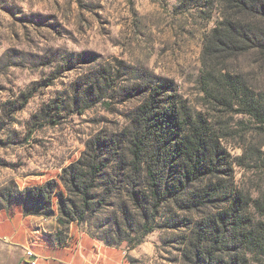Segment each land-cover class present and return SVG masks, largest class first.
<instances>
[{
  "label": "rangeland",
  "instance_id": "374dc122",
  "mask_svg": "<svg viewBox=\"0 0 264 264\" xmlns=\"http://www.w3.org/2000/svg\"><path fill=\"white\" fill-rule=\"evenodd\" d=\"M219 1L0 0V211L19 208L8 206L9 196L48 182L63 190V170L88 151L108 163L98 180L100 199L111 185L119 189L110 204L69 225L68 234L72 227L73 235L78 229L93 242H120L136 264H182L180 249L197 215L167 205L152 220L134 206L125 188L133 182L125 130L144 101L136 96L142 88H133L142 80L168 82L172 91L161 99L175 97L206 112L202 56L205 37L221 18ZM255 61L240 60L251 80L262 72ZM94 81L105 83L97 102L84 95ZM223 122L234 185L256 198L264 193V134L251 131L253 121L241 115L227 114ZM145 170L146 164L139 189ZM144 223L153 229L146 236Z\"/></svg>",
  "mask_w": 264,
  "mask_h": 264
},
{
  "label": "trees",
  "instance_id": "16d2710c",
  "mask_svg": "<svg viewBox=\"0 0 264 264\" xmlns=\"http://www.w3.org/2000/svg\"><path fill=\"white\" fill-rule=\"evenodd\" d=\"M219 3L221 18L206 35L202 56L200 83L206 112L192 111L175 97L161 99L172 91L168 82L148 86L142 80L133 87L142 88L136 96L144 101L132 113V126L125 130L131 155L128 179L133 181L125 187L126 194L152 220L167 205L197 215L180 249L182 264H264V193L259 191L254 198L235 187L234 160L223 146L227 114L249 118L254 123L251 131L264 134V0ZM248 55L256 58L253 64L262 71L256 80L240 64ZM104 84L94 81L89 85L84 92L87 101L102 92ZM30 96L24 97L18 109L26 107ZM241 124L242 131L249 130L243 121ZM144 164L146 186L139 189L136 182ZM107 168L108 163L99 162L98 154L85 151L63 170V190L54 181L48 182L9 196L8 206L21 207L28 215L57 217L62 231L56 237L62 240L69 225L110 204L117 185H111L102 199L96 193ZM68 191L74 197L69 198ZM142 228L144 236L153 231L147 223ZM128 258L130 264H136V259Z\"/></svg>",
  "mask_w": 264,
  "mask_h": 264
},
{
  "label": "crops",
  "instance_id": "0c3cea01",
  "mask_svg": "<svg viewBox=\"0 0 264 264\" xmlns=\"http://www.w3.org/2000/svg\"><path fill=\"white\" fill-rule=\"evenodd\" d=\"M61 231L57 217L28 215L21 208L1 210L0 264H31L28 250L38 257L37 264H130L132 251L123 245L90 241L78 229L58 240Z\"/></svg>",
  "mask_w": 264,
  "mask_h": 264
},
{
  "label": "built area",
  "instance_id": "2783aa9c",
  "mask_svg": "<svg viewBox=\"0 0 264 264\" xmlns=\"http://www.w3.org/2000/svg\"><path fill=\"white\" fill-rule=\"evenodd\" d=\"M26 254H27L28 257H32V258H34V259L32 260V262H31V264H37V262H38V257L34 254V252H33L32 250H28Z\"/></svg>",
  "mask_w": 264,
  "mask_h": 264
}]
</instances>
